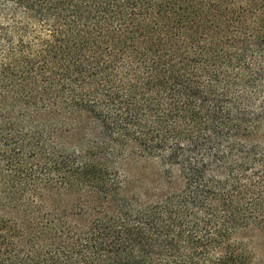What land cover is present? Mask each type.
I'll return each mask as SVG.
<instances>
[{"label":"trees","instance_id":"obj_1","mask_svg":"<svg viewBox=\"0 0 264 264\" xmlns=\"http://www.w3.org/2000/svg\"><path fill=\"white\" fill-rule=\"evenodd\" d=\"M264 0H0V264H264Z\"/></svg>","mask_w":264,"mask_h":264},{"label":"rangeland","instance_id":"obj_2","mask_svg":"<svg viewBox=\"0 0 264 264\" xmlns=\"http://www.w3.org/2000/svg\"><path fill=\"white\" fill-rule=\"evenodd\" d=\"M253 246L256 248L261 256H264V236L260 233H255L253 240Z\"/></svg>","mask_w":264,"mask_h":264}]
</instances>
